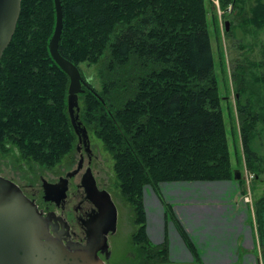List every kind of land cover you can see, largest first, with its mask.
<instances>
[{
  "label": "trees",
  "instance_id": "obj_1",
  "mask_svg": "<svg viewBox=\"0 0 264 264\" xmlns=\"http://www.w3.org/2000/svg\"><path fill=\"white\" fill-rule=\"evenodd\" d=\"M61 1L60 52L84 77L82 62L102 66L104 87L88 81L79 113L112 155L120 194L135 213L136 254L128 264H170L168 239L154 244L147 232L145 186L235 179L205 0ZM253 12L252 22L264 24L263 0ZM56 20L54 0H22L0 61V154L44 168L71 157L78 141L68 110L70 77L50 53ZM237 104L247 166L259 179L264 156L252 142L263 115L240 96ZM173 214L167 204V219Z\"/></svg>",
  "mask_w": 264,
  "mask_h": 264
},
{
  "label": "rangeland",
  "instance_id": "obj_2",
  "mask_svg": "<svg viewBox=\"0 0 264 264\" xmlns=\"http://www.w3.org/2000/svg\"><path fill=\"white\" fill-rule=\"evenodd\" d=\"M205 3L214 55V71L222 97L221 108L229 138L231 162L234 168L241 170L244 177L241 180L244 181L243 185L247 190L245 189L242 193L249 194L245 195V198L251 197L252 203H254L256 198L264 195V172L257 179L256 176L250 174V169H248L242 142V124L237 98L240 96L242 101H250L255 110L263 115L259 123L260 131L252 145L260 155L264 156V24L256 25L252 22L253 8L257 4V0H229L226 5H223L222 0H205ZM115 36L113 35V40ZM80 67L85 77H88L97 89L102 90L104 78L101 74V64L85 61L80 64ZM80 104L82 105L81 99ZM90 137L95 154L98 155V168L110 182L118 207L117 231L109 237L111 257L108 264H128L136 254L132 240V235L138 227L134 223L135 213L131 204L127 203L120 194L112 155L105 149L103 141L94 133H90ZM74 155L76 158L77 154L74 153L72 156L74 157ZM70 162V157H67L62 163L52 168H44L36 162L19 160L12 153L7 156L0 154V175L12 177L23 185L31 182L38 185L41 183V175L46 179H54L64 172ZM212 182L216 181H172L162 183L159 189L150 185L145 186L144 203H146L145 208L147 206L146 213L148 211L149 228L154 244L164 241L162 240V218L167 204L177 209L187 196L193 198L205 195L215 197L214 195L221 191L217 190L216 183L209 184ZM175 211L173 210V217L170 216L168 219L165 217L168 226L165 240L168 239L173 246V259H170V264L186 260L182 256L184 255L180 242L182 231L175 219ZM197 229H200L201 232L200 225ZM196 238L200 244L201 238L197 235ZM226 241L229 239L227 238ZM187 260L202 263L197 260L195 255L192 259Z\"/></svg>",
  "mask_w": 264,
  "mask_h": 264
},
{
  "label": "water",
  "instance_id": "obj_3",
  "mask_svg": "<svg viewBox=\"0 0 264 264\" xmlns=\"http://www.w3.org/2000/svg\"><path fill=\"white\" fill-rule=\"evenodd\" d=\"M56 27L50 40V53L57 64L69 75L68 110L75 133L88 144L89 130L80 118V94L88 87L77 64L60 52L59 44L64 26L61 0H54ZM22 0H0V61L11 43L21 15ZM228 24V22H227ZM227 29L229 27L227 26ZM235 178H241L236 170ZM45 198L59 190L60 198L66 191L67 179L53 183L44 179ZM99 220L94 219L88 230L87 244H69L51 235L48 216L13 179L0 175V264H107L99 251L109 257L108 233L117 230L118 209L109 194ZM104 222V225H103Z\"/></svg>",
  "mask_w": 264,
  "mask_h": 264
},
{
  "label": "crops",
  "instance_id": "obj_4",
  "mask_svg": "<svg viewBox=\"0 0 264 264\" xmlns=\"http://www.w3.org/2000/svg\"><path fill=\"white\" fill-rule=\"evenodd\" d=\"M233 180L209 183H216L217 190L221 191L215 197L187 196L177 209L173 207L177 219L195 244L202 263L187 260L195 254L182 236L181 251L186 260L172 264H264V195L256 198L254 204L252 200H246L247 194L242 193L241 183ZM165 217L166 211L162 218L164 241L168 227ZM199 225L201 232L197 229ZM147 232L153 240L148 211ZM196 235L201 238L200 244ZM227 238L229 241H226ZM169 253L170 259H173V246L170 242Z\"/></svg>",
  "mask_w": 264,
  "mask_h": 264
},
{
  "label": "flooded vegetation",
  "instance_id": "obj_5",
  "mask_svg": "<svg viewBox=\"0 0 264 264\" xmlns=\"http://www.w3.org/2000/svg\"><path fill=\"white\" fill-rule=\"evenodd\" d=\"M75 154L76 158L75 155L70 157L68 167L54 179H46L41 175V183L38 185L32 182L26 185L17 182L38 204L44 216H48L51 235L61 239L65 245L87 244L88 230L95 218L99 220L107 203V194L115 202L111 184L98 168V155L95 154L91 141L88 144H79L78 141ZM61 178L67 179L64 196L60 198L56 188V192L51 194L55 199H46L44 179L56 183ZM112 234L114 233H108V239ZM99 253L106 262L111 257H107L103 251Z\"/></svg>",
  "mask_w": 264,
  "mask_h": 264
},
{
  "label": "built area",
  "instance_id": "obj_6",
  "mask_svg": "<svg viewBox=\"0 0 264 264\" xmlns=\"http://www.w3.org/2000/svg\"><path fill=\"white\" fill-rule=\"evenodd\" d=\"M252 175V174H251ZM253 176V175H252Z\"/></svg>",
  "mask_w": 264,
  "mask_h": 264
}]
</instances>
